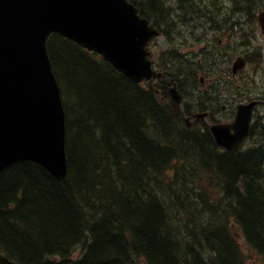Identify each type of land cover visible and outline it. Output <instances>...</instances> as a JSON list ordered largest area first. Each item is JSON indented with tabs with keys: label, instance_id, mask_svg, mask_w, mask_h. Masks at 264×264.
<instances>
[{
	"label": "trees",
	"instance_id": "obj_1",
	"mask_svg": "<svg viewBox=\"0 0 264 264\" xmlns=\"http://www.w3.org/2000/svg\"><path fill=\"white\" fill-rule=\"evenodd\" d=\"M190 5L202 7L179 0ZM247 6L236 10L251 17ZM142 14L170 41L184 31L167 0H151ZM49 50L67 113L69 174L59 181L31 160L0 173V252L14 258L9 247L23 264H253L235 223L254 264H264V142L223 150L209 126L185 124L169 94L175 78L187 115L214 102V93L193 89L198 60L162 50L156 65L167 81L136 83L59 35Z\"/></svg>",
	"mask_w": 264,
	"mask_h": 264
},
{
	"label": "water",
	"instance_id": "obj_2",
	"mask_svg": "<svg viewBox=\"0 0 264 264\" xmlns=\"http://www.w3.org/2000/svg\"><path fill=\"white\" fill-rule=\"evenodd\" d=\"M51 31L97 50L135 81L161 75L152 70L147 49L158 31L126 0H0V172L28 159L59 180L68 174L64 111L46 49ZM170 91L181 104L176 83ZM249 114L250 107L240 106L234 124L212 127L220 145L238 147ZM0 264L11 263L0 255Z\"/></svg>",
	"mask_w": 264,
	"mask_h": 264
},
{
	"label": "rangeland",
	"instance_id": "obj_3",
	"mask_svg": "<svg viewBox=\"0 0 264 264\" xmlns=\"http://www.w3.org/2000/svg\"><path fill=\"white\" fill-rule=\"evenodd\" d=\"M189 36H192V39L195 40V41H198V40H199V39H197V37H196L195 34H192V33H190V32H189ZM197 49H198V47H195V50H197ZM183 52H184L185 54L189 55V56L197 55V56H198V59L200 58V52H199V51H194V52H185V51H183ZM235 58H236V57H235ZM235 58L233 59V61L235 60ZM233 61H232V63H233ZM232 63H231V62H228V63H225V64H217V63H214L213 65H211L210 62H207V64H206V76H207V78H210L211 81H212V80H216V81H217L216 85H218L219 88H220V87H221L220 82H224L225 80H228V78H229V76H230L229 69H230V66H231ZM199 64H200V59H199V62H198V64H197L198 67H199ZM198 72H199V69H198ZM251 74H252V69H251V67H249L248 69H247V67H246V69L243 70V71L238 75V77H239L242 81H245V80H247V76H250ZM211 83H212V82H211ZM240 88H241V85H239L238 89H240ZM194 101L197 102V100H194ZM228 105H229V104L227 103V106H228ZM228 108H229V107H228ZM228 108L226 107V108L224 109V111H225L226 114L229 113ZM233 117H234V115L232 114L230 120H232ZM230 120H229V121H230ZM105 204H106V206L109 207L111 203L107 201V203H105ZM153 235H155V233H154ZM139 239H145L146 242L148 241V238H144L143 236H140ZM150 240H151L152 243H153V240H155L154 243H155L156 241L159 242L156 236H155V237L153 236ZM151 255H152V254H151ZM151 255H150V256H151ZM152 259H153V258H152Z\"/></svg>",
	"mask_w": 264,
	"mask_h": 264
},
{
	"label": "bare ground",
	"instance_id": "obj_4",
	"mask_svg": "<svg viewBox=\"0 0 264 264\" xmlns=\"http://www.w3.org/2000/svg\"><path fill=\"white\" fill-rule=\"evenodd\" d=\"M200 59V58H199ZM177 68V67H176ZM175 68V69H176ZM179 69V68H178ZM170 71V70H169ZM171 71H173V70H171ZM176 71V70H175ZM185 72H186V70H184ZM188 72V71H187ZM186 72V73H187ZM175 73H177V72H175ZM180 73V72H179ZM182 73V72H181ZM182 76V75H181ZM166 82V81H165ZM183 92V91H182ZM160 93V92H159ZM185 95V94H184ZM186 103V102H185ZM168 110V109H167ZM166 115H168V114H166ZM167 118V117H166ZM165 118V119H166ZM164 119V120H165ZM169 119V116H168V118H167V120ZM143 132H144V130H143ZM213 148V147H212ZM215 148H216V146H215ZM214 150V149H213ZM216 151H217V149H216ZM215 150H214V152H216ZM5 169V168H4ZM3 169V170H4ZM2 170V171H3ZM1 171V172H2ZM0 172V173H1ZM79 176V175H78ZM232 176V175H231ZM77 180V179H76ZM75 181V180H74ZM232 181V180H231ZM77 184H79V182L77 183ZM69 187V186H68ZM72 188V187H71ZM65 190V189H64ZM74 190V189H73ZM68 191V190H67ZM73 192V191H72ZM86 193V192H85ZM116 193V192H115ZM71 195V194H70ZM121 195V194H120ZM126 195V194H125ZM230 198V197H229ZM113 199V198H112ZM116 199V198H115ZM87 200V199H86ZM13 201H10L9 202V204L10 203H12ZM72 204V203H71ZM87 204H88V202H87ZM128 204V203H127ZM119 205V204H118ZM129 205V204H128ZM80 206V205H79ZM116 210V209H115ZM104 211V210H103ZM122 213V212H121ZM176 215V214H175ZM180 216V215H179ZM113 217V216H112ZM177 219V218H176ZM194 225V224H193ZM152 227V226H151ZM180 230V229H179ZM182 230V229H181ZM156 231V230H155ZM154 231V232H155ZM180 232V231H179ZM197 232V231H196ZM79 234V233H78ZM156 234V233H155ZM142 235V234H141ZM255 235V234H254ZM223 236V235H222ZM194 237V236H193ZM179 238V237H178ZM198 238V237H197ZM191 239V238H190ZM222 241V240H221ZM101 242H102V240H101ZM151 242V241H150ZM91 243V242H90ZM126 243V242H125ZM169 244V243H168ZM208 244V243H207ZM226 244V243H225ZM171 245V244H170ZM200 246V245H199ZM198 246V247H199ZM124 247V246H123ZM207 247H208V245H207ZM218 247V246H217ZM231 247V246H230ZM97 248V247H96ZM172 248H173V245H172ZM211 248V247H210ZM95 249V248H94ZM127 250V249H126ZM6 251L11 255V256H13L14 258H12V257H10L11 258V260H12V262L14 263V264H21L22 263V261L20 262L19 260H21L20 259V257L12 250V249H10L9 247L8 248H6ZM153 251V250H152ZM171 251V250H170ZM169 251V252H170ZM173 251V250H172ZM222 251V250H221ZM97 252V251H96ZM0 254H4V253H2V252H0ZM173 254V253H172ZM225 254V253H224ZM223 256V255H222ZM233 256V255H232ZM243 256V255H242ZM54 257H56V256H54ZM56 258H58V257H56ZM126 258H128V257H126ZM204 258V257H203ZM175 259V258H174ZM194 260V259H193ZM18 261H19V263H18ZM40 261V260H39ZM96 261H98V260H96ZM45 262V261H44ZM95 262V261H94ZM111 262V261H110ZM168 262V261H167ZM47 263V262H46ZM118 263V262H117ZM156 263V262H155ZM23 264V263H22ZM45 264V263H44ZM119 264V263H118ZM135 264H146V262L144 261V259L143 260H141V259H139V260H137L136 262H135ZM199 264V263H198Z\"/></svg>",
	"mask_w": 264,
	"mask_h": 264
},
{
	"label": "flooded vegetation",
	"instance_id": "obj_5",
	"mask_svg": "<svg viewBox=\"0 0 264 264\" xmlns=\"http://www.w3.org/2000/svg\"><path fill=\"white\" fill-rule=\"evenodd\" d=\"M260 43H262V44H263L262 37L260 38Z\"/></svg>",
	"mask_w": 264,
	"mask_h": 264
}]
</instances>
